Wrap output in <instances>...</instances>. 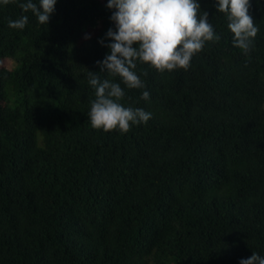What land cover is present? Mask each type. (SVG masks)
<instances>
[{
    "label": "trees",
    "instance_id": "trees-1",
    "mask_svg": "<svg viewBox=\"0 0 264 264\" xmlns=\"http://www.w3.org/2000/svg\"><path fill=\"white\" fill-rule=\"evenodd\" d=\"M26 2L0 3V264L264 256V0H250L259 32L247 55L217 0H199L220 40L187 70L137 62L143 89L99 73L115 29L108 0H57L44 25ZM23 15L24 29L8 26ZM92 71L121 83V103L148 122L93 128Z\"/></svg>",
    "mask_w": 264,
    "mask_h": 264
},
{
    "label": "clouds",
    "instance_id": "clouds-1",
    "mask_svg": "<svg viewBox=\"0 0 264 264\" xmlns=\"http://www.w3.org/2000/svg\"><path fill=\"white\" fill-rule=\"evenodd\" d=\"M12 0H0L4 5ZM57 0H27L20 4L23 12L31 11L41 25L48 24L55 12ZM217 11L224 13L228 29L233 34V46L247 55L259 32L249 13L250 0H217ZM107 7L115 9L110 19L115 29L109 28L106 36L111 43L103 61H97L101 72L119 77L127 89H143L145 84L135 71L137 62L149 64L159 72L175 69L187 70L192 58L201 52L206 43L218 42L220 36L209 22V13L203 11L199 0H108ZM29 17L9 20L8 26L24 29ZM86 39L90 36L86 35ZM100 43L103 45L104 40ZM144 75H147L145 72ZM88 83L95 90L88 113L91 126L103 131L119 130L127 133L133 124L147 123L151 113L142 108L125 107V88L121 83L89 72ZM142 99L149 100L150 93L142 92ZM240 264H264V256L253 252Z\"/></svg>",
    "mask_w": 264,
    "mask_h": 264
},
{
    "label": "rangeland",
    "instance_id": "rangeland-1",
    "mask_svg": "<svg viewBox=\"0 0 264 264\" xmlns=\"http://www.w3.org/2000/svg\"><path fill=\"white\" fill-rule=\"evenodd\" d=\"M7 66H10L11 65V62L10 61H6L5 62Z\"/></svg>",
    "mask_w": 264,
    "mask_h": 264
}]
</instances>
